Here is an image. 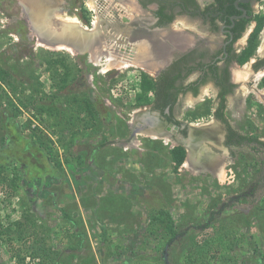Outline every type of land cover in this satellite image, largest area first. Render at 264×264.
I'll list each match as a JSON object with an SVG mask.
<instances>
[{
    "label": "rangeland",
    "instance_id": "374dc122",
    "mask_svg": "<svg viewBox=\"0 0 264 264\" xmlns=\"http://www.w3.org/2000/svg\"><path fill=\"white\" fill-rule=\"evenodd\" d=\"M52 1L47 11L39 6L46 23L80 24L69 10L74 0ZM91 1V23L100 24ZM33 10L27 0H0V264H19L17 255L26 264H264V154L243 148L230 158L211 137L216 145L206 147L221 157L215 168L175 170L171 146L151 139L159 132L133 135L149 107L137 104L141 69L118 61L102 74L89 56L52 49ZM15 90L40 127L13 116L6 96L19 104ZM213 97L209 89L188 94L175 116L199 125ZM256 99L243 109L230 104L227 115L241 133L264 139V102Z\"/></svg>",
    "mask_w": 264,
    "mask_h": 264
},
{
    "label": "flooded vegetation",
    "instance_id": "af4514ba",
    "mask_svg": "<svg viewBox=\"0 0 264 264\" xmlns=\"http://www.w3.org/2000/svg\"><path fill=\"white\" fill-rule=\"evenodd\" d=\"M46 5L52 7L55 5V1L27 0V6L33 7L35 14H41L39 10L41 7L47 11ZM86 5L85 0H74L69 6V10L80 13L82 27L91 28L92 23L91 26H88L83 19L84 12H88V5ZM116 5L123 7H116ZM125 5L126 7H124ZM96 6L100 12V18L102 16L108 30L107 33L116 42L115 51L117 50L118 54H112V56L117 57L118 60H121L120 62L131 61L132 67L138 66L141 69L140 75L146 73L154 79L170 72V77L179 78L175 81L176 87L179 89L188 88V92L179 94L172 113L170 110L167 113L169 108L162 112L155 108L154 103L149 105L147 111L149 118L147 115L144 117L147 119L144 123L142 121L143 129H146L145 126H151L149 130L168 136L160 130L164 129L163 124L166 123L165 129L171 130L170 133L173 134L172 137L175 141L168 137L173 143L184 147L180 141L189 137L190 127L194 129L200 127L199 129H201L210 126L212 131L205 135L211 136L217 131L216 125L213 124L219 123L223 127L221 145L229 151L230 158L235 157V150L243 148H248L255 156L264 154V147L256 143L228 146V126L215 116L221 102V94H225V119L234 130L237 129L234 128L227 115L230 104L243 109V105L246 107L249 98L253 96L255 99L257 98L256 102L261 104L258 102L259 96L257 97V95H261L264 91V23L258 35L255 54L242 65L239 60L249 47L251 36L258 27V17L264 15V0H109L108 2L107 0H97ZM161 11H163L162 14ZM108 12L111 14H106ZM243 25H245V29L242 31ZM169 31L174 33L166 34ZM152 50L155 53L156 67L146 63L150 58L149 51ZM82 55L86 60L88 59L87 54ZM106 59L107 57L104 56L101 60ZM163 62L167 64L163 65ZM155 68H158L159 71ZM190 86L198 89L197 94ZM206 89L214 93L213 99L210 98L212 101L209 118L199 125L180 121L175 116V109L180 99L188 94L196 98L202 90ZM170 125L177 128L171 129ZM194 139L193 145H190L191 141L188 143L187 152L189 146L194 148L195 151H193L196 154L194 157L195 160L198 159V163L200 158V162L206 164L204 166L214 167L215 161L211 158H209V163L206 158L197 155L202 148H199L197 142L199 136L194 135ZM259 139L264 142V139ZM160 140L164 142V139ZM171 145L174 146L173 144L168 146ZM184 148L186 149V147ZM211 161L214 163L212 164ZM262 164L260 163V165ZM260 179L258 178V182H254L250 186L251 190L260 187ZM248 195L251 194L248 193Z\"/></svg>",
    "mask_w": 264,
    "mask_h": 264
},
{
    "label": "trees",
    "instance_id": "16d2710c",
    "mask_svg": "<svg viewBox=\"0 0 264 264\" xmlns=\"http://www.w3.org/2000/svg\"><path fill=\"white\" fill-rule=\"evenodd\" d=\"M163 13V11H161V14ZM83 19L85 21V23L90 26L91 24V18L89 17L90 15L88 14V12L86 13V11L83 14ZM163 16L165 17V15L163 14ZM171 20V19H170ZM258 27L255 30V32L253 33V35L251 36V39L249 41V47L247 48V50L242 54L239 62L240 64H244L246 63L254 54L256 51V48L258 46V35L260 33V31L262 30L263 27V23H264V15L259 16L258 19ZM245 29V25H243L242 27V31ZM170 72L163 74V76H160L157 79L151 78L148 74L146 73H142L140 75V81H139V87H140V91L141 93L137 96V104L139 105H151L152 103L155 104V108L164 112L166 108H169L170 112L172 113L173 111V107L179 97L180 93L185 94L186 92H188V88L187 89H182V88H178L175 85V81H177L179 78L178 77H170L169 75ZM3 75H5L6 77L10 75H8L7 73L3 72ZM66 74H64L62 76V80L61 83V88L66 86V80L68 77H65ZM61 79V78H60ZM2 81L5 82V79L2 78ZM194 93L197 94L198 89L194 86H190ZM15 90L14 92L16 93L15 95H17V100L19 102V104H16L14 102V100L11 98L9 99L8 96H6V101L8 104H10L13 107V116L17 117L20 115H28L31 119H28L27 124L28 127H30L32 124L34 125L33 127H40L38 124H36L34 118L37 116L30 115L28 112H31V110L33 109L32 107L30 108L29 105H27V103L23 102L18 96V91ZM2 93H5V91H3ZM7 94V93H6ZM152 94L153 97L150 98L149 95ZM9 95V94H8ZM20 95V94H19ZM220 105L216 111L215 116L221 120L222 122H225L228 126V130H229V135H228V140H227V145L228 146H232V145H236V146H240V145H250L253 143L259 144L261 147H264V142H262L259 138V136L257 134H243L240 131L234 130L228 123V121L225 119V110H226V104H225V94H221L220 95ZM33 118H32V117ZM178 123V122H176ZM170 155L172 158V161L175 163V170L180 168L183 163L185 162L186 159V150L183 146H176L175 148H173L170 151ZM162 213V212H161ZM160 213V214H161ZM163 214V213H162ZM162 223L165 224V228L166 231L170 234V237L174 238L176 236V231H175V225L172 221V219L170 218V216H165L164 220L162 221ZM16 225L21 226V222H18ZM17 257L19 258V264H26L25 263V258H21L17 255ZM190 264H195V262H193V260L190 261Z\"/></svg>",
    "mask_w": 264,
    "mask_h": 264
},
{
    "label": "water",
    "instance_id": "95a60500",
    "mask_svg": "<svg viewBox=\"0 0 264 264\" xmlns=\"http://www.w3.org/2000/svg\"><path fill=\"white\" fill-rule=\"evenodd\" d=\"M40 6H41V4H40ZM40 11H42V10H40ZM32 12H33V16H34L35 10H33ZM42 14L45 15L43 18V21H44V19L46 18L47 12L44 13L42 11ZM31 16H32V14H31ZM47 20H49L48 21L49 23L45 24L46 22L44 21L42 26H44V27L46 26V28L49 29V31H51L52 37L47 38L46 36L45 37L42 36L41 38L44 40H47L49 42L47 45L49 47H51L52 49H55L57 46L58 47L62 46L65 49L71 50V52H73V53L75 52V53L84 54V55L87 54L89 57H90V54L92 51L99 53L100 56H102V57H104V56L107 57L110 53L116 54V55L118 54V51L117 50L115 51L116 42L114 41V38L107 33L108 30L104 25V21L101 22L99 27L94 29V28H92L93 25L91 28H88V27H82L81 24H76V26H75V25H69V22L52 23L53 21H51L50 18H48ZM39 22L41 23L42 20ZM63 29H65V32H67V33H62ZM69 30H71V31H69ZM68 31L70 33L73 32L74 35L73 36L69 35ZM173 33L174 32L169 31L166 34H173ZM39 34H40V32H39ZM174 46L179 47L177 45H174ZM154 56H155L154 51L153 50L151 52L149 51V57L151 59L149 58L148 59L149 61L146 63H149V65H154L156 67L155 62H154ZM116 59L118 60L117 57H116ZM118 61H121V60H118ZM162 64L164 65L167 63L163 62ZM157 65H159V64L157 63ZM155 69H158V68H155ZM158 71H159V69H158ZM167 113H169V109L167 110ZM146 115H147L146 113L143 114V119H141V120H143V123L146 121V119H144V117ZM147 117L149 118V115H147ZM152 118H154V117H152ZM152 118H150V119H152ZM165 126H166V123L163 124L164 129L161 128L160 130L163 131L171 139L174 140V138L172 137L173 134H171L170 133L171 131H169L170 129H168V130L165 129ZM145 127H146L145 131H147V130H149V128H151V126H149V127L145 126ZM170 128L175 129L177 127H175L174 125H170ZM190 128L191 129L189 130V137L186 140L180 141L184 145V147H186V150H187L188 143L190 141L194 140L193 135L199 136V139L197 141L198 143L204 142V140L206 139V137H205V139H203L204 137H200L201 135L199 134V132H201V131H199L198 128H195V129L193 127H190ZM142 130H144V129L141 126L134 128L133 129V135L134 136L138 135L140 132H142ZM205 134H204V132L202 133L203 136H206ZM176 146H178V144H175L174 146L171 145L172 148H175ZM199 147H200V145H199ZM187 154H188V152H187ZM187 157H188V155H187Z\"/></svg>",
    "mask_w": 264,
    "mask_h": 264
},
{
    "label": "bare ground",
    "instance_id": "6f19581e",
    "mask_svg": "<svg viewBox=\"0 0 264 264\" xmlns=\"http://www.w3.org/2000/svg\"><path fill=\"white\" fill-rule=\"evenodd\" d=\"M42 7H43V5H41ZM89 6L94 10H96L97 9V6H96V4L94 3V1H91V2H89ZM96 6V7H95ZM41 7V8H42ZM44 9L45 8H43V11H44ZM31 12V11H30ZM30 14V13H29ZM31 14H32V12H31ZM35 16H37V15H35ZM34 18V16H31V18ZM42 18V19H41ZM43 18H44V15L43 14H38V20H35V22H37V23H39V24H41L39 27H37L39 30H40V36L42 37H47V38H50V37H52V33H51V31H49V29H47L46 28V26L44 27V26H42L43 25ZM48 19V18H47ZM33 20V19H32ZM42 20V22L40 23L39 21H41ZM49 20H47V22H48ZM65 21V20H64ZM67 22H69V25H75L76 26V24H79V22L77 21V19L76 18H70L69 19V21H67ZM102 22V21H101ZM49 23V22H48ZM94 24H92L93 25V27L92 28H94V29H96L97 27H99L100 26V24H99V19L97 18V20L96 21H94L93 22ZM45 24H47V23H45ZM36 30V29H35ZM69 31H71V30H69ZM68 31V34L69 35H71V36H73L74 35V33L72 32V33H70ZM50 34H49V33ZM62 33H67V32H65V29H63L62 30ZM168 41V40H167ZM58 49H62V50H65V48H63L62 46H57L54 50H58ZM68 50V49H67ZM66 51V50H65ZM70 53H72L71 51H70ZM90 58H89V60H90V63H92L94 66H96V67H99V68H101V72H102V74L103 73H105V71L108 69V67L109 66H112V65H114L115 64V62H118V60L115 58V56H112V53H110L108 56H107V59L106 60H101V59H103V57L102 56H100V54L99 53H97V52H95V51H92L91 52V54H90ZM101 58V59H100ZM121 63V66H122V68L125 70V69H128V68H130V67H132V63L131 62H129V61H123V62H120ZM239 73V72H238ZM262 93V92H261ZM264 91H263V93L261 94V95H258L259 96V98L264 102ZM140 112V109H138V110H135L134 111V113H133V117L137 114V113H139ZM148 118V117H147ZM146 118V119H147ZM135 119L133 118V121H134ZM132 125H133V122L131 123ZM131 125V126H132ZM134 126V125H133ZM132 126V127H133ZM150 131H153V130H148V132H150ZM152 139L153 140H160L159 138H162V139H164V144L166 145L167 144V146L168 145H170V144H173V145H175V143H173V141H171V139L168 137V136H163V135H156V133H155V135H152ZM195 140V139H194ZM194 140H192L191 141V144L190 145H193L194 143H195V141ZM132 145H137L136 143H132V144H126L125 145V147H124V150H126V151H128V150H131V146ZM195 151V149L194 148H192V147H188V153H189V156H188V159H187V161L183 164L184 165V167L183 168H187V169H189V168H191V162H193V160H192V158L196 155L195 153H194V151ZM198 159H196V161H195V163L197 162L198 163V161H197ZM206 160L209 162L210 160H209V158H206ZM199 162H200V158H199ZM196 163V164H197ZM202 163H204V162H202ZM210 163V162H209ZM211 163L213 164L214 162L213 161H211ZM205 165V164H204Z\"/></svg>",
    "mask_w": 264,
    "mask_h": 264
},
{
    "label": "crops",
    "instance_id": "0c3cea01",
    "mask_svg": "<svg viewBox=\"0 0 264 264\" xmlns=\"http://www.w3.org/2000/svg\"><path fill=\"white\" fill-rule=\"evenodd\" d=\"M213 125H216V129H217V131L216 132H214V134L213 135H206V136H203L202 135V133L204 132V134L205 133H207V132H211L212 130L210 129V126H205V127H203V129L202 130H200L201 132H199V134L201 135L200 137H204L203 139H205V137H207L205 140H204V142H199L200 144H202V150H199L198 151V154L197 155H201V158H211L213 161H215V164H216V166H217V164H218V162H220V159L219 158H221L220 156H218V154L217 153H215L214 151H209V149H208V147H206L207 146V144H212L213 142H214V138L215 139H219L220 140V143H221V136H222V134H223V127L221 126V125H219L218 123H215V124H213ZM136 127H139L138 126V124L136 125ZM139 135V134H138ZM137 135V136H138ZM146 136H148V137H150V135H146ZM211 137H214V138H211ZM151 138V137H150ZM152 139V138H151ZM153 140V139H152ZM153 141H159L162 145H164V146H167V145H165L164 144V142L162 141V140H153ZM213 145H216V144H214L213 143ZM224 149H226L224 146H222ZM201 148V147H200ZM203 148H204V150H203ZM210 148V147H209ZM173 148L172 147H170L169 148V150H168V154L170 155V151L172 150ZM186 150V149H185ZM227 150V149H226ZM187 150H186V159H185V162H186V160L188 159V157H187ZM171 156V155H170ZM215 159V160H214ZM171 161H172V158H171ZM195 157H194V160H193V162H191V164L198 170L199 169V171L200 172H204V171H209V170H211V168H213V167H210L209 168V166H204V165H197L196 163H195ZM184 162V163H185ZM172 163L174 164V166H175V163L172 161ZM183 163V164H184ZM202 166V167H201ZM182 168H183V165H182ZM187 169V168H186Z\"/></svg>",
    "mask_w": 264,
    "mask_h": 264
},
{
    "label": "built area",
    "instance_id": "2783aa9c",
    "mask_svg": "<svg viewBox=\"0 0 264 264\" xmlns=\"http://www.w3.org/2000/svg\"><path fill=\"white\" fill-rule=\"evenodd\" d=\"M140 79V78H139Z\"/></svg>",
    "mask_w": 264,
    "mask_h": 264
}]
</instances>
